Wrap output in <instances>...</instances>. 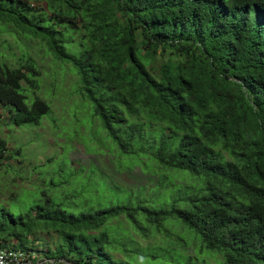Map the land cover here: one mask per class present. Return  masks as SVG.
I'll return each mask as SVG.
<instances>
[{"label":"trees","instance_id":"1","mask_svg":"<svg viewBox=\"0 0 264 264\" xmlns=\"http://www.w3.org/2000/svg\"><path fill=\"white\" fill-rule=\"evenodd\" d=\"M32 41L76 75L102 148L157 183L0 201V249L24 264H264V0H0L10 127L50 111ZM23 158L0 136V169Z\"/></svg>","mask_w":264,"mask_h":264},{"label":"rangeland","instance_id":"2","mask_svg":"<svg viewBox=\"0 0 264 264\" xmlns=\"http://www.w3.org/2000/svg\"><path fill=\"white\" fill-rule=\"evenodd\" d=\"M8 39L18 52V43L11 37ZM29 46L41 68V88L37 94L45 98L50 111L42 118L40 125L19 128L7 126L6 114L0 110V136L8 140L9 148L22 146L25 153L22 164L15 159L7 161L13 166V171H6L4 167L0 169V201L20 195L23 201L32 203L35 194L39 196V200L42 196L40 191L44 190L61 200L66 191L75 189L77 182H85L86 189L74 201L83 203L91 195L108 197L121 194V186L134 190L144 185L147 186L146 190L155 186L157 174H154L152 183L147 177L149 173L140 167L125 165L111 148H102L106 145V132L92 118L93 110L89 104L82 102L74 85L77 77L68 69V64L55 62L40 49L37 42L32 41ZM51 156H54L52 162L36 167L44 164L46 158ZM70 165L78 169L86 168L81 178L90 172V166L94 174L86 175L81 181L79 176H74ZM20 172L23 177H20ZM174 182L178 184V181ZM96 190L100 195L94 194ZM127 194L125 192L121 196L125 197ZM147 242L154 243V238L142 243ZM36 244L38 248H46L42 242Z\"/></svg>","mask_w":264,"mask_h":264},{"label":"built area","instance_id":"3","mask_svg":"<svg viewBox=\"0 0 264 264\" xmlns=\"http://www.w3.org/2000/svg\"><path fill=\"white\" fill-rule=\"evenodd\" d=\"M32 257L29 252L16 248L0 249V264H24L31 263Z\"/></svg>","mask_w":264,"mask_h":264}]
</instances>
